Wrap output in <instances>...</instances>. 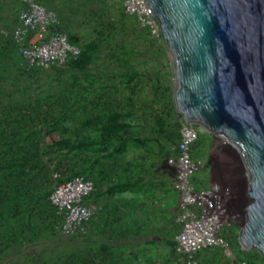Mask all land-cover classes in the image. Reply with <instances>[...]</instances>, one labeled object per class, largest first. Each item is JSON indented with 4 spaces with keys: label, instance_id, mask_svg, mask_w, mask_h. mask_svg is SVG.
Returning <instances> with one entry per match:
<instances>
[{
    "label": "rangeland",
    "instance_id": "obj_1",
    "mask_svg": "<svg viewBox=\"0 0 264 264\" xmlns=\"http://www.w3.org/2000/svg\"><path fill=\"white\" fill-rule=\"evenodd\" d=\"M40 1L57 14L61 31L79 36L80 62L73 65L67 62L50 69L29 68L13 38L20 2L0 0V148L6 140L25 136L31 129L38 128L42 130L41 140L45 146L66 137L74 139V131L92 110L89 101L108 92L122 101L120 122L124 123L125 136L137 134L148 139L151 131L156 132V127L163 128L167 120V130L162 131L166 147L174 143L173 138L177 136L184 117L175 105L174 59L166 42L155 39L139 26L135 17L125 11L124 0ZM93 42H98L100 47L91 52L86 61L84 52ZM127 70L135 72L132 89L123 79ZM153 84L159 92L166 91V97L160 96L154 107L150 104L155 99ZM166 102L172 106V111L163 107ZM145 104L148 106L145 107ZM150 106L159 111L158 116L149 110ZM35 113L36 119L31 120L30 116ZM55 115L59 117V129L50 125ZM197 125L200 131L193 152L202 163L192 178L193 182L204 188L216 181L228 182L242 200V211L233 220L230 230L225 231L230 236L229 248L202 250L198 253V264H237L234 261L237 254L242 256L240 263L244 264L250 255L243 252L238 238L244 220L247 181L242 158L237 150L225 147L224 140L213 137L200 124ZM81 130L91 136L96 135L87 127H81ZM134 146L132 143L128 151L117 154V157L102 159L101 167L107 169L110 163L117 165L119 160L129 164L126 174H121L122 177L126 175L121 181L136 185L125 191L107 192L95 199L97 209L88 223L86 234L65 236L59 229H47L46 225L52 219L45 211L48 203L47 197L43 196L33 204L29 217L23 214L17 218H21L19 221L8 218L0 224V248H4L0 251V264H46L48 260L58 264L62 257L68 258L73 251H88L101 243L112 247L117 264H185L183 257L174 251V238L178 231L174 218L180 200V194L173 185L175 170L167 164L166 151L161 161L155 164L159 170L153 166L147 169L145 159ZM102 154L97 147H92L83 157L94 159ZM63 156L57 152L38 156L35 160L37 165L31 163L27 166V177L15 170L1 172L0 187H4L5 196L10 192L8 199L5 197L8 202L6 211L15 208L14 193L21 184L25 188L19 192V209L28 207L26 190L32 189L34 196L51 190L54 183L52 173L58 168V162L68 163L69 168H78L82 164L80 154ZM142 158L139 166L134 163ZM163 172L170 179L168 188L162 180ZM31 176L34 179L27 181ZM109 184L112 183L108 182L98 190H106ZM147 190H154L151 192L154 204L143 193ZM118 195L122 198L119 199ZM98 223L103 224L104 229L101 233H93L92 224L96 226ZM28 225L32 229L27 228ZM20 228L26 229L28 237L34 235V239L25 238L23 234L14 235V232L21 231ZM251 258L252 264H264L261 252Z\"/></svg>",
    "mask_w": 264,
    "mask_h": 264
},
{
    "label": "water",
    "instance_id": "obj_2",
    "mask_svg": "<svg viewBox=\"0 0 264 264\" xmlns=\"http://www.w3.org/2000/svg\"><path fill=\"white\" fill-rule=\"evenodd\" d=\"M189 122L237 150L247 174L239 242L264 255V0H148Z\"/></svg>",
    "mask_w": 264,
    "mask_h": 264
},
{
    "label": "built area",
    "instance_id": "obj_3",
    "mask_svg": "<svg viewBox=\"0 0 264 264\" xmlns=\"http://www.w3.org/2000/svg\"><path fill=\"white\" fill-rule=\"evenodd\" d=\"M19 2L13 38L29 68L50 69L79 58L81 49L70 43L67 33L57 29L58 17L54 11L40 0ZM124 9L136 16L140 26L151 36L166 42L148 0H124ZM199 131L197 124L182 118L179 140L166 156L168 166L175 170L173 185L180 194L179 231L174 238V251L183 257L185 264H198L197 254L202 250L229 248L223 230L231 226L242 211V200L230 183L216 181L204 188L193 182L202 163L192 152ZM224 146L228 148L225 142ZM52 177L54 185L49 199L59 217V231L65 236L86 234L97 206L84 199L96 189L94 181L82 175L62 181L59 171H54Z\"/></svg>",
    "mask_w": 264,
    "mask_h": 264
},
{
    "label": "trees",
    "instance_id": "obj_4",
    "mask_svg": "<svg viewBox=\"0 0 264 264\" xmlns=\"http://www.w3.org/2000/svg\"><path fill=\"white\" fill-rule=\"evenodd\" d=\"M130 15V14H129ZM133 16V15H131ZM136 19L137 24L140 26L139 21L136 16H133ZM57 29L60 30V27L57 24ZM68 39L70 43L78 45L80 43V38L76 34L68 35ZM98 42H93L92 44L87 46V50L84 52L85 60L87 61L91 52H94L99 48ZM79 58L77 60H71L67 64L73 65L79 63ZM135 72H131L130 70H127L124 72V78L125 83L127 87L132 89L131 81L133 80V74ZM152 90L155 99L150 103L152 106L157 104L159 102L160 96L163 95V97H166V91L162 90L161 92L158 91L156 88V85H152ZM164 91V92H163ZM90 106L92 107V110L90 111V115L87 116L83 121H81V125L76 128L74 131V139L73 138H62L59 140H55L50 144H47L46 146L42 142V130L40 128L38 129H31L28 131L25 136L22 137H13L11 139L6 140L4 145L0 148V173L1 172H10L14 171L19 172L21 176L27 177V166L31 163L35 164V160L38 156H43L47 154H51L54 152L60 153L61 155H64L63 157H68L69 154H80V158L82 159V164L78 166V168H69L68 163L58 162V168L54 171H59L62 174L61 180H67L70 179L73 176L76 175H82L86 178H90L94 181L96 185V190H94L88 197L84 199V202L89 203L92 201L93 203L96 202L95 199L102 196L103 194L107 192H115V191H125L132 187H134L136 184L134 182L130 181H121L118 180L117 182H114L112 180L113 174H108L107 168L101 167V161L102 159H109L113 157L115 154H122L126 151L128 143L130 140L136 141L137 143L143 142L149 140L143 139L140 137L132 138L130 136L124 135V123L120 122L122 119L123 114L121 113L120 105L122 104V101L118 100L115 94H99L97 96H94L89 101ZM168 102L164 104V108L167 110H173L172 106H168ZM148 104H145V107H147ZM150 106L151 111L155 113V116L158 114V110L152 109L153 107ZM168 106V107H167ZM160 110V109H159ZM33 114L30 116L31 120L36 119ZM158 116V115H157ZM54 121L52 122L51 128H57L59 129V117L56 115L54 116ZM165 118V117H164ZM165 123L167 125V120H165ZM166 125L163 126V128H160L162 131H166L167 128ZM81 127H87V129L90 132H94L96 135L91 136L88 132H83L81 130ZM180 128V126H179ZM179 131V129H178ZM177 138V140H176ZM118 139V140H117ZM117 140V143H114V141ZM179 140V132L177 133V136L173 138L174 143H172L169 147L164 148V152L166 151L165 156L168 154L170 155L172 153L171 147L176 144ZM92 147H97L99 151H102L103 154L101 157H96L94 159L85 158L83 157V154L91 149ZM194 148V147H193ZM193 150V149H192ZM167 155V156H168ZM98 166V167H97ZM61 168V169H60ZM17 169H20V171H17ZM106 174V177H105ZM33 176L27 178V181L31 182L33 180ZM108 182L112 183L109 185H106V190H98L102 185L107 184ZM54 185V183H53ZM21 188H25V185L21 184L20 187H18L15 191L17 193H14L15 195V208L9 209V211H6L7 206V200L9 193H6V196L4 195V187H0V224H4V221L8 218H13L16 221H19L17 218L22 217V215L26 214V217H29V213L33 207V204H36L39 202L40 199H42L43 196H46L47 199V206L45 208V211L48 213V216L52 219L51 222L46 225L47 229L50 230H57L58 227V215L56 214V210L53 207V205L50 203L49 195L52 191L47 190L44 194H39L37 196H34L33 190H26L25 194L29 196L28 200V207L19 209L21 204L17 201L19 192L21 191ZM8 191V190H6ZM31 196V197H30ZM30 206V208H29ZM50 211L51 214H50ZM54 212V214H53ZM232 227H226L223 230V235L228 241V244H230L228 233L225 234V231L228 232L230 228ZM29 229H32L31 225H28ZM14 230V229H13ZM20 232H14V235L20 236V234H23L25 238L34 239V235H30L28 237V234L26 233L25 228H20ZM33 231V230H32ZM13 241L15 238H11ZM10 246L9 244H7ZM111 246L105 243L96 244L93 248H91L88 251H73L70 253L68 258L62 257L59 260L58 264H117V258L112 255ZM0 251H4V248H0ZM232 254L235 255L234 250H231ZM244 253L250 255V259L248 262H245L244 264H252V255L259 254V252L254 250H243ZM241 255H235V262L237 264H242L240 261L242 260ZM50 261V262H48ZM46 261V264H53L52 260ZM57 263V262H56Z\"/></svg>",
    "mask_w": 264,
    "mask_h": 264
},
{
    "label": "crops",
    "instance_id": "obj_5",
    "mask_svg": "<svg viewBox=\"0 0 264 264\" xmlns=\"http://www.w3.org/2000/svg\"><path fill=\"white\" fill-rule=\"evenodd\" d=\"M130 113H127V114L129 115ZM155 130H156V132L151 131V136L149 138V143H145V144L143 142L137 143L136 141L130 140L129 143H128V146H127L126 151H128L129 150L128 148H130V146L132 145V143H134L136 145V146H134V149L138 148L137 152L140 153L139 155H141L145 159L144 160V163L148 167L147 169H149L150 167L153 166L155 170H159V167L158 166H155V164L158 163L159 160L161 161V159L163 158V156H164V151L163 150L166 147V143H165V140H164L165 139V136L162 133V130H160L159 127H156ZM128 135H131V134H128ZM131 136L133 138L138 137L137 134H132ZM117 140L114 141V143H117ZM193 150H192V152H193ZM193 155H194V157H197V156H195L194 152H193ZM115 156L117 157V154H115ZM143 158L141 160H139V162L138 161H135L134 163L135 164H138V166H139L141 164V162H143L142 161ZM119 161L120 162L117 165H113V164L110 163L107 166V167H109L108 174H113V176H114L112 178V180L114 182H117L118 180H122V178L125 177L126 175H124L122 177L121 174H126L125 172L128 171L127 168H128V165L129 164L124 163L122 160H119ZM163 173L164 174L161 175L163 177L162 180H165V182H164L165 183V186H166L165 188H168L169 186H167V185L170 183V179H169V176L165 172H163ZM119 175H120V177H118ZM153 191H151V190H150V192L148 190L145 191V192L143 191L144 194H147L148 195V201L151 204H154V202H153V200H154L153 199V196H151V192H153ZM117 197L119 199L122 198V196H119V195ZM178 211H179V207H178V210H177V214H176V216L174 218V222L177 225L178 231H179V224L177 223ZM103 229H104V226L101 223H98L96 226L94 224H92V227H91V230H92L93 233L94 232L101 233L103 231ZM197 258H198V254H197Z\"/></svg>",
    "mask_w": 264,
    "mask_h": 264
}]
</instances>
